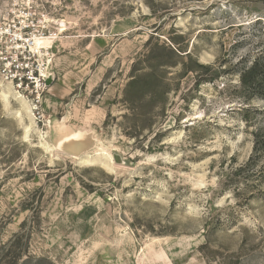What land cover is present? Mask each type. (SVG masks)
<instances>
[{
    "label": "rangeland",
    "instance_id": "1",
    "mask_svg": "<svg viewBox=\"0 0 264 264\" xmlns=\"http://www.w3.org/2000/svg\"><path fill=\"white\" fill-rule=\"evenodd\" d=\"M255 65L264 0H0V264H264Z\"/></svg>",
    "mask_w": 264,
    "mask_h": 264
},
{
    "label": "trees",
    "instance_id": "2",
    "mask_svg": "<svg viewBox=\"0 0 264 264\" xmlns=\"http://www.w3.org/2000/svg\"><path fill=\"white\" fill-rule=\"evenodd\" d=\"M166 50H169L168 52H171V49L164 46ZM264 66V65H263ZM256 68V65L252 68H249V70L244 74L241 78V87L247 90V92H250L251 95H255L257 93H262L264 91V80L262 81H255L253 79V73L254 69ZM133 79L128 83L126 93L130 91V89L135 88L136 86L142 84V76L138 75H132Z\"/></svg>",
    "mask_w": 264,
    "mask_h": 264
},
{
    "label": "built area",
    "instance_id": "3",
    "mask_svg": "<svg viewBox=\"0 0 264 264\" xmlns=\"http://www.w3.org/2000/svg\"><path fill=\"white\" fill-rule=\"evenodd\" d=\"M1 68H0V72H1ZM12 80L13 81H18L17 83L19 84L20 87H22L25 83L30 84V83H35V77L34 75H26V76H22L19 74H13L12 75Z\"/></svg>",
    "mask_w": 264,
    "mask_h": 264
},
{
    "label": "bare ground",
    "instance_id": "4",
    "mask_svg": "<svg viewBox=\"0 0 264 264\" xmlns=\"http://www.w3.org/2000/svg\"><path fill=\"white\" fill-rule=\"evenodd\" d=\"M38 40V39H37ZM47 144V143H46ZM48 145V144H47Z\"/></svg>",
    "mask_w": 264,
    "mask_h": 264
}]
</instances>
